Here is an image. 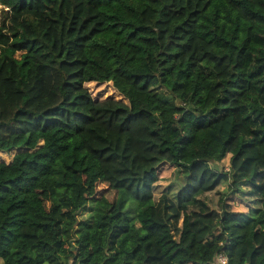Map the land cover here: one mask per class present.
Listing matches in <instances>:
<instances>
[{"label":"trees","instance_id":"1","mask_svg":"<svg viewBox=\"0 0 264 264\" xmlns=\"http://www.w3.org/2000/svg\"><path fill=\"white\" fill-rule=\"evenodd\" d=\"M58 1L0 0L2 264H264V0Z\"/></svg>","mask_w":264,"mask_h":264},{"label":"rangeland","instance_id":"2","mask_svg":"<svg viewBox=\"0 0 264 264\" xmlns=\"http://www.w3.org/2000/svg\"><path fill=\"white\" fill-rule=\"evenodd\" d=\"M56 4H58L61 9L69 11L73 14V21L71 24V30L69 34L71 36H75L78 40H81L85 35H87L97 26L98 19L96 17L95 12L87 6H82L78 0H60ZM1 8L2 6L0 5V9ZM35 15L38 17H42V13ZM21 17L22 14H11L10 17L5 21L3 26H1V31L4 32L6 35H9L16 27L17 23L21 20ZM21 51L22 49H20L19 47L11 46L9 41L0 40V53L6 54L18 61L20 59ZM89 88L93 90L94 95L98 97H103V98L110 96L115 98L120 97L118 92L115 91L109 83L102 85L100 87H95L94 85H91ZM9 158H10V154L0 153V159L8 161ZM216 167L219 169L220 165L219 166L216 165ZM158 174L160 179L166 181V185L169 184L176 185V183H183L185 180L181 174L178 176L176 180L174 178V168L168 164L160 167L158 169ZM105 188H106L105 184L99 183L95 195L99 196L102 189ZM222 190H224V188H222ZM211 195H212V202L213 204H215L217 197L214 194V192H211ZM86 213H87L86 210H83L79 218L82 219L86 217L87 216ZM181 258L182 256L179 257V259ZM0 264H2L1 260H0Z\"/></svg>","mask_w":264,"mask_h":264},{"label":"built area","instance_id":"3","mask_svg":"<svg viewBox=\"0 0 264 264\" xmlns=\"http://www.w3.org/2000/svg\"><path fill=\"white\" fill-rule=\"evenodd\" d=\"M228 170V169H226ZM215 264H227V257L222 254V253H219L216 257H215Z\"/></svg>","mask_w":264,"mask_h":264}]
</instances>
